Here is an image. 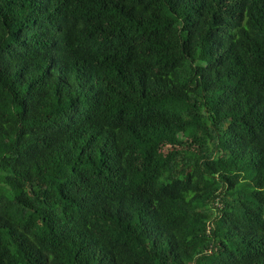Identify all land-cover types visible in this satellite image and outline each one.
I'll list each match as a JSON object with an SVG mask.
<instances>
[{"label": "trees", "instance_id": "16d2710c", "mask_svg": "<svg viewBox=\"0 0 264 264\" xmlns=\"http://www.w3.org/2000/svg\"><path fill=\"white\" fill-rule=\"evenodd\" d=\"M0 264H264V0H0Z\"/></svg>", "mask_w": 264, "mask_h": 264}]
</instances>
